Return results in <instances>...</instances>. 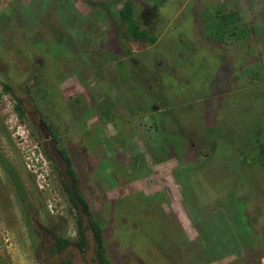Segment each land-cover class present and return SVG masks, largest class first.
<instances>
[{
  "label": "rangeland",
  "instance_id": "obj_1",
  "mask_svg": "<svg viewBox=\"0 0 264 264\" xmlns=\"http://www.w3.org/2000/svg\"><path fill=\"white\" fill-rule=\"evenodd\" d=\"M101 1L110 2L112 9L122 4V0ZM133 1L140 17L142 7L145 10L143 2ZM157 1L164 2L157 6L154 0H145L149 8L157 6L159 12L144 15L146 19L141 20L156 35L158 42L164 32L168 31V35L164 37V43L144 54L145 62L150 61L148 72L152 73L151 63L156 67L159 62V66L165 64L175 70L182 85L177 86L172 76H168L166 82L171 86L168 92L182 98L185 107L195 108L201 104L198 108L201 113L197 112L193 125L187 126L201 135L206 124L216 120L215 115L216 118L225 116L226 108L231 106L240 112L245 107V140L238 148L243 147L242 154L246 156L253 155L250 149L255 151L252 146H256L254 140L258 133L257 129L250 131L249 128L254 125L255 110L260 113L264 107V97L261 96L264 80L260 77L258 65V61L264 59L259 55L260 43L245 35L234 37L235 47L228 52H205L192 41L195 32L199 33L201 29V24L192 19V8L197 2L200 9L211 3L218 7L221 0ZM235 2L242 16L241 21L235 23L239 26L253 24L260 13L264 14V0ZM6 8L16 11L19 26H23L29 17L32 23H24V30L11 23L18 30L11 35V24L6 22L3 16L6 14L2 12ZM219 8L224 11L228 7L222 4ZM104 17L98 8H91L84 0H0V90L3 82L10 83L16 94L31 105L25 92L28 86L40 83L41 86L35 88L34 101L38 106L35 110L52 125L60 147L72 160L79 190L89 204L92 218L100 223L108 264H251L246 263L250 254L219 256L208 250L202 231L198 232L193 225L196 212L190 202L193 192L207 218L213 212L216 215L217 209L220 213L222 210L227 212L223 203L217 207L214 200L217 203L222 201L226 187L236 189L237 194L245 195L247 220H250L257 237L264 238V164H251L248 158L242 169L240 155L235 149H227L218 138L213 158L201 159L199 149L194 148L186 149L179 159L169 145L164 159L155 162L163 155L160 132L141 134L136 130V135H124L125 125H139L146 130L148 120L137 115L141 122L137 119L135 124L136 116H126L120 107L121 112L115 107L114 116L99 119L100 112H103L101 107L98 108L101 101L105 102L108 97L105 105L112 107L110 89L113 80L110 73L119 67V60L114 56L117 51L106 45L114 35ZM206 17L213 25L219 20L214 12ZM48 24H52L57 33H62L63 38L44 47L43 28L48 30ZM34 29L36 31L28 42L24 32L28 34ZM15 42L17 45H13ZM162 45L166 46L164 50ZM16 46L23 50L19 52ZM125 46L133 49L134 43L127 40ZM27 58L30 66H38L34 78L29 73L33 67L28 70ZM56 59L58 65L54 62ZM21 71L27 72L22 76ZM240 74H245L244 104L241 93L233 90L236 83L238 87L241 84L240 80L234 81L233 75ZM58 78V84H55ZM46 84L54 91L53 106L42 94ZM225 91L224 100L220 93ZM196 93L202 95L200 104L198 96L194 98ZM211 97L218 101L217 106L210 103ZM70 101L73 103L69 106ZM204 101L208 102L205 104ZM14 105L11 93L1 96L0 147L24 187L32 213L26 221L14 185L0 166V264H43L37 255L38 229L57 227V236L74 240L78 229L77 211L69 202L56 170L43 153L42 148L47 147V143L35 130L32 112L20 120L13 111ZM210 107H217L215 114ZM174 115L172 110L169 133L165 136L170 142L172 136L177 137L173 133L176 131L171 118ZM202 115H205L204 120ZM128 122L131 123L126 124ZM110 134H113L111 138ZM195 135L198 137L197 133ZM191 138L188 140L200 147V143L193 136ZM179 139L187 148L188 143ZM236 203L238 206H234V212L238 213L239 205L244 203ZM47 217L55 218V222L50 223ZM226 221L224 218L219 220L220 224ZM233 222L236 224L241 220H235L234 216ZM227 223L231 231L234 227L230 221ZM231 244L237 242L231 241ZM253 254L251 256L255 258ZM258 260L259 264H264V257Z\"/></svg>",
  "mask_w": 264,
  "mask_h": 264
},
{
  "label": "trees",
  "instance_id": "obj_2",
  "mask_svg": "<svg viewBox=\"0 0 264 264\" xmlns=\"http://www.w3.org/2000/svg\"><path fill=\"white\" fill-rule=\"evenodd\" d=\"M86 1V4L89 5L91 8H98V10L100 11L102 16H105L104 18L108 21L109 23V30L112 31L114 38H111L108 40V43L106 42L107 46H111V48H114L115 50L117 49V53H118V57L116 59H118V63L122 64V67L125 65L126 66V62L127 59L125 58L126 55H128V53L126 52V46H125V42L127 40H133L134 42H136L140 47H144L146 46H150L152 44L156 43V35L153 34L152 31H150L148 28L146 27H141V18L142 19H146L144 18L145 16H148V14L152 13V12H159V9L157 8V6H159L160 4H162L164 1L159 2L157 0H154L157 4V6H155L154 8H149L145 3V0H138L141 3L143 2V5L145 7V10L143 9V7L140 5V7H142V11L140 12L141 16L138 17V12L137 10L135 11V4L133 0H122V4L119 8H115L112 9L110 7V2L107 1H101V0H84ZM219 1V0H217ZM153 2V1H151ZM221 5H218V7L216 8L214 6V4H209L208 6H204L203 8L200 9V5L199 2H197L198 4L195 3V6H193L192 11V19H196V21L198 23L201 24V29L203 34L206 36V40L205 42L207 43H211L212 45H216V43L218 44V47H221V49H219V52H224V51H229L232 47H235V43H234V37L235 38H239V37H243V36H248L250 35L253 40L257 41L260 43L259 47L261 48L260 51V56L264 57V14L263 12L259 14L260 17H257V20L254 21L253 24H247V25H243V26H239L235 23H239L241 21V15L238 12L239 9H236V2L235 0H221ZM235 3V4H234ZM155 4V5H156ZM222 4H224V6L228 7L226 8L224 11L219 8V6H222ZM234 4V7H232ZM146 5V6H145ZM165 5V4H164ZM139 7V8H140ZM147 7V8H146ZM216 8V9H215ZM149 10L151 12H149ZM3 15L6 19V22H9V24H13L16 23V25L20 24V20L16 19V11L14 10H10L8 11L7 8L6 9H2ZM161 12V11H160ZM216 13L217 14V18L219 19L216 23L211 24L209 21H207V14L211 15ZM144 13V14H143ZM243 13V12H242ZM26 15V14H25ZM206 15V16H204ZM22 17V16H21ZM206 17V18H204ZM26 18H28V16L26 15ZM202 18V20L200 19ZM29 19V20H28ZM26 20V22H23V26L21 24V26H19V28L23 29L22 27H24V23H32V21L30 20V17ZM19 21V22H17ZM29 21V22H28ZM252 23V22H251ZM11 24V26L8 28L9 29V33L11 35H14V33H18V30H16L15 28H13V25ZM49 25V29L45 30L46 27L43 28V32L45 33V35L43 34L44 37V41L42 43V45H44V47H47L51 42H55L56 39L57 41L63 38V34L62 33H57L55 27L52 24H48ZM15 26V24H14ZM37 27V26H36ZM42 27V26H41ZM24 30V29H23ZM238 30V31H236ZM34 31H36L35 29L32 30L31 32H29L28 34L26 32H24L27 41L29 42L32 35L34 34ZM53 32L52 35H50ZM56 32V33H55ZM2 33V31H1ZM201 34V33H200ZM92 38V37H91ZM229 38V39H227ZM251 38V39H252ZM257 43V42H256ZM103 44V43H102ZM119 44V45H118ZM258 44V43H257ZM13 45H17L16 42L13 43ZM104 45V44H103ZM18 48V51L21 52L23 49H21L20 47L16 46ZM232 48V49H233ZM21 49V51H20ZM233 53V52H232ZM60 57V56H59ZM58 57V58H59ZM123 57V59H119ZM29 58H27L28 61V70L29 68L33 67L29 65ZM59 61V60H58ZM54 62H56L57 64V59L54 60ZM53 63V62H52ZM60 63V61H59ZM154 64V63H152ZM129 64H127V67ZM260 67V77L262 78L263 72H264V60L262 62H260V64H258ZM229 67L231 68V66L229 65ZM38 70V66H36V68H32L31 71H29L31 75V78H34V71ZM232 70V68H231ZM52 71V69L50 70ZM27 71H21V75L23 76L24 73ZM48 73V72H47ZM151 74V75H149ZM74 75V73H73ZM148 75L149 80L151 79V77L153 76V73L147 72L146 76ZM61 77V76H59ZM159 80V76L157 77ZM232 78V77H231ZM229 78V83L231 84L230 87H232L233 83H232V79ZM129 79L134 80L131 76L129 77ZM61 80V79H60ZM59 78L57 79V81L55 82V84H58ZM40 85V83L36 84H32L29 87V89L27 90L26 96L29 99L30 98V102L31 105L29 106L21 97L18 96V94H16L15 90L13 89L12 85L10 83H5L3 82L1 84V90H0V98L3 94L6 93H11V95L14 97L15 99V105L13 107V111L15 112L16 116L20 119L23 120L24 118H27L29 116V113L32 111L33 108L37 109V104L34 101V97H35V92H36V86ZM127 85H131L130 82L127 83ZM133 85V92H132V96H136V97H141L143 94L141 92L140 89H136L135 84ZM41 86V85H40ZM46 90L42 92V94L44 96H46V99L48 98L49 103L53 106L55 105V100L53 99V92L50 88H49V84H46ZM131 88V89H132ZM171 89V86L169 87ZM233 89V88H231ZM169 90V89H168ZM234 90V89H233ZM226 92H221L220 96L222 97V99L225 100V95ZM37 93V92H36ZM263 94V95H262ZM198 93L195 94V99L197 98ZM261 96L264 97V93H261ZM201 96H198L197 98V102L200 104L201 102ZM220 98V97H219ZM168 99L170 100V102H172V100H174V102H177L179 100H182V98L180 97H174L171 94L169 95ZM78 102H80V100L77 98ZM76 101V100H75ZM109 101V98L107 97L105 99L104 103H107ZM145 103H146V99H144ZM210 103L213 104V106H217L218 101L215 98H210L209 99ZM71 102V103H70ZM69 102V106L70 104H72L73 102L70 101ZM110 102H112L110 100ZM166 102V100H165ZM165 102L162 101H156L154 100V104H158L160 107H163L164 105H166ZM208 102V101H207ZM206 102V103H207ZM205 103V101H204ZM205 103V104H206ZM126 105L129 106V104L127 103ZM201 106V104H200ZM200 106H196L195 108H192V112L190 113L189 117L192 119V124L195 121V117L197 115L198 108ZM99 108V107H98ZM215 114V111L217 109H214L213 107H210ZM146 109V108H144ZM233 106L226 108V116H217L215 115V119L214 120V128H212L211 124L208 123L206 124V128L207 130H210L212 132H214V134L217 135L218 141L223 142L226 145V148L229 149H235V152L238 153L241 157V162H240V166L243 169L245 166V162L246 160L249 158L251 160V164L258 162L259 164H264V143L261 142L264 140V107L261 109L262 112L258 113L257 110H255V118L253 120V126L251 127V129L249 128V130H253V129H257V137L254 140L255 143V147L252 146V148H256L254 149L255 151L253 152L252 149H250V152H252L253 155H244L243 153V147L238 148L239 145H242V140H245V135L243 134H230L227 133L225 135H223L222 131H221V126L223 125L224 121L221 120H226V122H234L236 119H238L240 117V113L242 114V111L240 112L239 110L234 109ZM148 110V109H147ZM240 112V113H239ZM239 113V114H238ZM243 115V114H242ZM107 113L106 112H100V115L98 116L99 119H106ZM205 117L202 118V120H204ZM224 124H226L224 122ZM48 126L51 128V133L53 138L56 140L57 142V146L58 149L60 150V152L63 154V156L65 157V159L68 161L69 163V173H71V175L73 176L74 179V191L75 194L77 196V198L79 199L81 206H82V210L84 213L89 214L90 215V224H91V229L93 231L94 234V239H95V250L99 255V258L101 259L102 264H108V261L106 259L105 256V247H104V243H103V237H102V233H101V227H100V223H98V221L94 220L92 218L91 215V210L89 207L88 202L86 201V199L83 197V195L81 194V191L79 190L78 187V180L75 176L74 170L72 168V160L70 159V156L67 155L65 153V151L60 147L59 145V139L57 138L56 133H54L53 129H52V125L48 124ZM155 129L159 130V132L162 134V130L160 129V126H158L157 124L155 125ZM246 129V128H245ZM248 129V128H247ZM166 136V135H165ZM261 137V138H260ZM175 137L172 136V142H170L168 140V138H165L163 140L164 144L166 145V147H162L161 153L163 154L162 157L160 158H156L155 162H159L162 161L165 157V155L167 154L166 152L168 151V146L172 145V149L173 151H175V153L177 154V156L179 157V159L181 158V155L186 152V149L188 150H193L195 147H190L189 145H187L185 148V145L182 144V142L178 141L180 140L179 137H176V139H174ZM183 142H185L183 140ZM163 143V142H162ZM187 143V142H186ZM162 145V144H160ZM238 148V149H237ZM43 153L46 156V158L50 161V163L52 164V166L54 167V169L57 172V175L60 179L62 188L64 190V192L67 195V198L69 200V202L71 203L72 207L76 210L77 206L76 203L74 202L73 198L70 196L64 181L62 180V178L60 177V175L58 174L57 168L56 166L53 164L52 158L48 152V149L46 146H43ZM177 149H179V152L177 151ZM240 150V151H238ZM215 154V152H214ZM210 155H213V153H210ZM205 159H208V157H206ZM243 162V163H242ZM0 166L1 168L4 170L5 174L11 179L13 185H14V189H15V193H16V197L18 199V203L21 206L23 213L26 217V221L29 219L31 213H32V207L30 202L27 199L26 193L24 191V187L20 182V179L17 175V173L14 170V167L11 165V163L7 160V158L3 155L1 147H0ZM237 190L241 193L240 189L237 188ZM192 192V191H191ZM243 194V193H241ZM223 199L222 201H220V203L214 200V202H216V206L219 207V205L221 203L222 207L224 205V207L227 209V212L225 210H222L223 213H220L219 210L217 209V211L215 212L216 215H214V212L206 218V216L202 213L201 208L199 207L197 200L194 196V193L192 192V201L191 203V207L194 209V211L196 212V216H195V221H193V225L194 227L199 231H202L203 233V237H204V243L206 245V247L208 248V250H211L213 252H216L219 256H225V255H248V260L246 263H251V264H259V257H264V238L263 237H257V233H255L254 227L250 224V220H247V215L245 214V198H244V194L240 195L236 193V189H231L229 187H226L225 192L223 193ZM234 198V200L236 202H243V205H239V212L235 213L234 212V206H238L237 203L232 199ZM241 204V203H240ZM224 209V208H223ZM246 209V208H245ZM76 214V218H77V224H78V229H77V237L74 240H70V239H64L62 235H59V242L61 243V245L67 244V243H74L75 246H77L79 248V250L81 251V249L83 248L84 245V236H83V232L81 229V222L80 219ZM235 216V220H241V222H237L236 224H234L233 222V218ZM51 222H55V218L53 217H47ZM226 219V223L225 224H220L219 220L221 219ZM228 221H230V225H232L234 228L230 231L229 230V224L227 223ZM201 223V224H200ZM215 225L217 227H215ZM253 228H252V227ZM56 227V226H55ZM220 228V229H219ZM50 230L52 229H57L56 228H50ZM223 229L225 230L224 232ZM58 230V229H57ZM60 230V229H59ZM246 232V233H245ZM254 237H251L252 235H254ZM231 241H236L237 244L233 245L231 244ZM255 252V254H253ZM251 254L255 255V258H253L251 256ZM255 261V262H254Z\"/></svg>",
  "mask_w": 264,
  "mask_h": 264
},
{
  "label": "flooded vegetation",
  "instance_id": "obj_3",
  "mask_svg": "<svg viewBox=\"0 0 264 264\" xmlns=\"http://www.w3.org/2000/svg\"><path fill=\"white\" fill-rule=\"evenodd\" d=\"M141 23H142L141 27H143V26L145 27V25H143V21H141ZM166 32H168V31H166ZM166 32L163 33L160 42H158L159 39H156V43L152 44L150 46L145 45L144 47H140L133 40H128V42L134 43V47H133V49H131L130 47L129 48L126 47V52L128 53V55H126V57H125L127 59L126 66L124 65L122 67V64L120 63L118 65L119 66L118 70L115 71L113 74L110 73V76L113 80L111 83V86L113 88H112V90L110 89V93H111V97H112V100H111L112 102L110 103L112 105H110V106H112V107H109V105L106 106L105 105L106 103L101 101L99 104L100 105L99 108L101 107L103 112H106L107 115L109 116V118L112 117L113 113L115 114V110H114L115 107L119 111H120V109H119V107H120L121 109H123L125 111V113L127 114L126 116H130V118L136 116V118L134 119L135 124L138 123L135 121H137V119H140V117H143V119L148 120L149 124L147 126L148 128L146 127V130L142 126H139V125H136V126L125 125L124 126V135L126 134V135L130 136L132 133L134 135H136V134H138L136 132V130L141 134L142 133L145 134V133H149V132L153 133V131L159 132V130L155 129V125L157 124L158 126H160V129L162 130L163 139H164L165 135H168V133H169L168 132L169 122H170L169 118H170V114H171L172 110H174L175 115L171 118L175 123L176 131H173V133L177 134L176 136L181 138L185 142L188 141L187 143L190 147L195 145V149H197V150L199 149L201 159H205L206 157H208V158L212 157L213 158L214 152H216L215 150L217 147V135L214 134V132L207 130L206 126L204 127V131H203L202 135L200 133H198L197 130L189 129L187 126L191 127L193 125L192 119L189 117L190 113L192 112V108L190 106L185 107L183 100H179L177 102L172 103L174 100H172V102H170V100L168 99V97L170 95V93L168 92L170 85L166 82V77L172 76V78L174 79L177 86L182 85L181 79L178 80L179 75H177L175 73V70L173 71L172 69H170L169 65L164 64L163 66H159L160 62L157 64L156 67H155V65H153L151 63V65H152L151 70H152L153 76L151 77L150 80H149L148 75L146 76V73L150 69V61H149V63L145 62L146 55H144V54L148 50H152L156 45L164 43L165 42L164 37H167V35H168ZM195 33H196V36L192 38V41L197 46L202 47V49L205 50V52L211 51V52L215 53V52H217V50L221 49V47H218L217 43H216V45H212L211 43L205 42L206 36L203 34L202 29H200L199 33H198V31ZM202 36H203V39H202ZM252 40H253V38H252ZM210 46H211V48H210ZM165 47H166L165 45H162V47H161L162 50H164ZM116 51H117V49H116ZM153 51L155 52V50H153ZM113 53H115V52L113 51ZM114 56L117 58L118 54H114ZM161 56H163V55L161 54ZM262 58H263V56H262ZM119 59H123V57H121ZM261 60H264V59H261ZM127 64H129L128 65L129 67H127ZM258 64H260L259 61H258ZM263 75H264V73H263ZM130 76L134 79V80H132V82L129 79ZM158 76H159L160 80L157 78ZM233 77H234L233 78L234 81H236V82H238L239 80L241 81V84L239 87L236 83L234 92L237 91V92L241 93V97L243 99V104H244V100H245V85H244L245 74L233 75ZM262 78L264 80V76ZM128 82H130L131 85H127ZM132 84H135L136 89L141 90V92L143 94L141 97L132 96V92H133V88H132L133 85ZM262 92H264V90ZM113 93H115V94H113ZM144 99H146V103H145ZM154 100L162 101V102H165V100H166V102H165L166 105H164L163 107H160L157 103L154 104ZM127 103L129 104V106L126 105ZM144 108H146V109H144ZM204 108H205V106H204ZM244 108L245 107H242V110H241L243 115L239 112L240 117L238 119H236L234 122H230V121L226 122V120H224V119L221 120V121H224L226 123V124H224V122H223V125L221 126V131H222L223 135H225L227 133L242 134V135L244 134L245 135V113L243 112ZM200 110H201V108H200ZM31 112H32V115H31L32 116V119H31L32 122L34 123V121L37 119L35 116V113H38L40 115L41 119L45 122V125H47V127L51 133V128L48 126V124H50V123H46L42 114L40 112H38L37 110H35V108H33V110ZM30 113H29V116H30ZM183 113H185V116H183ZM199 113H201V112L199 111ZM117 115L119 116L120 113L117 112ZM137 115L140 117H137ZM182 117L185 118L186 121L183 120ZM139 121L141 122V119ZM129 123H131V122H128L126 124H129ZM198 126H201V123H199ZM211 126H212V128L215 127L214 121L211 123ZM147 129H149V130H147ZM35 130L38 133L42 134V132L38 130L37 126H36ZM196 133H197L198 137H196V135H195ZM171 134H172V132H171ZM111 135H113V134H110V138L112 137ZM106 136L109 137V134ZM191 136H193V138L196 140V142L198 141L200 143V147H199V144L196 145L194 143H191L190 140H188V138L189 137L191 138ZM203 136H204V138H202ZM51 137L53 138L52 133H51ZM146 138L147 137H145V139ZM164 141L165 140H163V143L161 145L163 148L166 147L164 144ZM145 152H148V150L145 149ZM210 153H213V155H210ZM81 229H82L83 236H84V245H83V248L81 249V251H79V252L75 251V244L71 243L72 241L70 243L61 245V243L59 242V235L57 236V234H56V229L50 230L49 228L48 229L46 228L45 229L46 232L49 231V232H47V234H46V232L42 233L38 229L37 233H38L39 239H37L38 242L36 244H37V255H38L39 261L42 262L43 264H102L101 259L99 258V255L95 250L96 244H95L94 235L92 236V240L90 239V234L86 235L85 231L89 230V226L86 225L84 228H82V225H81ZM90 229H91V226H90ZM51 232H52V234L50 235ZM63 238L68 239L64 236H63ZM54 239H55V241H54ZM91 242H92V246L90 245Z\"/></svg>",
  "mask_w": 264,
  "mask_h": 264
},
{
  "label": "water",
  "instance_id": "obj_4",
  "mask_svg": "<svg viewBox=\"0 0 264 264\" xmlns=\"http://www.w3.org/2000/svg\"><path fill=\"white\" fill-rule=\"evenodd\" d=\"M35 116L37 119L34 121V123H35L34 125L37 126L39 131L42 132V134H41L42 138H44L46 140L47 149H48V152L52 158L53 164L56 166L58 174L60 175V177L64 181V184H65L70 196L73 198L74 202L76 203V206H77L76 211H77V215L80 219L82 228H84L86 225L89 226V230H87L85 232H86V235L90 234V239L92 240V236L94 234H93L92 229H90V226H91V224L89 223L90 222V215L83 212L81 203L75 194V191L73 188L74 179H73V176L71 175V173H69V163L65 159L63 154L60 152V150L58 149L56 140H54L51 137L50 130L48 129L47 125H45V122L41 119L40 115L38 113H35ZM40 230L42 233L46 232V230L44 228H40ZM46 234H47V232H46ZM54 241H55V239H54ZM90 245L92 246V242ZM75 251L76 252L80 251L77 246H75Z\"/></svg>",
  "mask_w": 264,
  "mask_h": 264
},
{
  "label": "built area",
  "instance_id": "obj_5",
  "mask_svg": "<svg viewBox=\"0 0 264 264\" xmlns=\"http://www.w3.org/2000/svg\"><path fill=\"white\" fill-rule=\"evenodd\" d=\"M38 169V168H37ZM33 172L36 173L35 167H33ZM39 186L41 187V185L39 184Z\"/></svg>",
  "mask_w": 264,
  "mask_h": 264
}]
</instances>
